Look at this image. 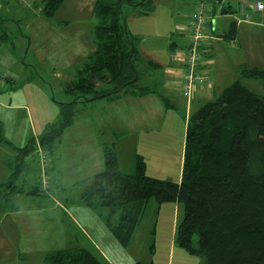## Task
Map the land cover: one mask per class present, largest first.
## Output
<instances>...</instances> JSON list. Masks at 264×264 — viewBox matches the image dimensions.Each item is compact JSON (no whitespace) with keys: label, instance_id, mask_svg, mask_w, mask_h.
Wrapping results in <instances>:
<instances>
[{"label":"trees","instance_id":"obj_1","mask_svg":"<svg viewBox=\"0 0 264 264\" xmlns=\"http://www.w3.org/2000/svg\"><path fill=\"white\" fill-rule=\"evenodd\" d=\"M7 1H0V5ZM63 2L45 0L44 17L53 19ZM153 4L154 0H98L93 10L95 50L76 78L62 84L63 92L74 99L59 104L56 123L47 125L41 138L23 148L6 139L0 125V145L15 152L14 159L7 163L11 175L7 183L0 185V217L3 205L17 196L52 198L53 187L60 188L54 179L53 156L77 114L87 112L100 100H116L123 94L143 98L158 93L140 85L136 65L143 60L136 40L128 31L124 12L126 7H141L142 13L149 15ZM240 10L245 20L249 18L245 4ZM7 21L0 17L1 25ZM236 35L234 23L223 38L233 42ZM9 38L1 27L0 43H7ZM183 69L182 65L184 94ZM241 77L257 80L264 87V70L244 69ZM162 101L166 108H174L169 100ZM77 105L81 106L77 108ZM102 153L105 168L92 178L80 203L92 210L109 211L106 227L122 248L130 247L149 202L155 200L159 206L166 203L184 206L185 217L177 230V243L189 255L202 258L203 264H264V95L256 94L238 81L215 101L191 113L178 183L149 176L140 156L136 158V173H124L116 143L102 147ZM43 156L48 159L46 163ZM25 171L34 175L30 190L19 185ZM111 218H117L115 223ZM42 264L103 263L87 249L75 246L46 255Z\"/></svg>","mask_w":264,"mask_h":264},{"label":"rangeland","instance_id":"obj_2","mask_svg":"<svg viewBox=\"0 0 264 264\" xmlns=\"http://www.w3.org/2000/svg\"><path fill=\"white\" fill-rule=\"evenodd\" d=\"M15 1L17 0H8L5 5L0 7V17L4 20H9L4 25L0 24V28L3 27L10 37L7 43H0V46H2L0 49V101L7 106L13 107L7 110L0 108V125L3 122L4 133L7 137H10L17 147L23 148L24 143L28 142L32 135L35 138H41L47 125L56 123L60 113L59 104L70 103L74 99V97L66 95L62 90V84L66 83L67 80L66 78H61L62 73H60V77L56 76L57 70H55L51 62L57 59L54 57L59 56V52L57 51L53 56L47 55L45 38L56 33L54 30L60 27V20L70 22L72 27L79 28L83 26L77 24L75 18L80 14V19L83 20L87 15V9L85 8V2L67 0V5L63 11L57 13L53 19H47L44 15L37 17V14L33 13L34 4L31 0ZM140 1L135 0V2ZM253 1L254 4L258 2V0ZM200 2H205L210 7L213 4L216 5L217 20L214 35L217 36L223 30L230 28L234 19L238 21L242 17L240 6L245 4V0H159L152 16L150 14L144 15L141 7H126L124 12L126 13L128 31L129 33L131 32L132 36L136 37V35L140 34L141 29L146 30V32L141 33L144 35H149L148 33L150 32L148 30H153L150 34L153 38L156 37L159 40L161 37L167 38L170 33L172 34V43L177 42L178 38L182 39L183 36H186L185 38L189 45V24ZM259 2L264 6V0H259ZM224 8H227V10L231 9L237 13L228 12L233 16H230L231 18L223 17L221 10ZM77 9H80V11L76 12L75 10ZM263 12L264 10L260 14ZM91 20L96 23L95 16ZM249 20L250 18L247 21ZM88 21V19L84 20L85 24ZM257 24V26H260L258 28L259 36L256 40H253V43L257 47V52L263 55L260 60H263V68L261 69H264V15H260V19H257ZM50 29L52 31H49ZM85 34H88V32L83 29L82 35ZM165 44L167 49L168 43L156 46L158 56L155 57L157 59L158 57L164 58ZM151 46L152 42L142 41L139 51L141 49L142 53L153 55L154 52L151 50ZM226 46H230L229 43ZM70 48L69 46V54L84 51ZM187 48L188 46L179 48L171 53V55L177 56L175 62L184 60ZM227 48L223 49L222 46L214 47V53L212 51V55L206 56L205 60H227L231 55ZM87 53L88 51L85 50L84 60L88 58ZM178 53L180 54L179 56ZM203 57L204 54L202 59ZM136 69L140 76L139 82L142 87H154L164 81L159 75L156 80L149 81L148 77L153 73L152 71L146 70L140 65H136ZM171 70L169 68L167 72ZM239 80L249 90L258 95H264V87L259 81L251 79ZM232 82H228V85H232L229 84ZM106 89L107 87L102 88L101 91ZM40 90L46 93V98H43ZM19 105H24V107H15ZM80 106L77 105V108ZM163 106V108L157 107L156 109L147 108L148 112L151 113L147 118L149 121L148 125L139 130L140 135L135 141L127 139V143L118 146L120 165L124 173L134 174L137 170L136 158L140 156L146 164L149 176L163 181L178 183L181 178V163L184 156V142L186 141L185 125L188 123L190 114L185 107H182V104L176 105L174 108ZM143 107L144 105L140 103L132 106L125 105L121 107L119 112L116 110L112 112L121 115L125 122L128 116L126 114L131 112V120L128 122H135L139 119ZM22 108L25 110H20ZM96 108L100 111L99 113H94ZM96 108L92 111H87L85 114L90 116L84 118L106 117L108 122L111 117L110 113L102 111L99 107ZM78 117L76 116L74 122H76ZM142 120H144L143 117ZM43 125L46 126L43 127ZM95 125L98 126L96 122H88L80 127H75L69 132L67 129L62 136L63 142L68 144L67 148L69 150L78 147L75 144L78 143L77 139L80 137H92L96 143L98 142L100 149L104 146L112 145L116 141L117 145L123 142L121 137L117 140L116 136H113L116 130L109 129V132L112 133V137H110L108 130L99 134L97 132L101 129H90L91 126ZM135 143L137 145H134ZM33 158L35 157L33 156ZM28 160H31V157ZM70 164L71 161L67 160V165L70 166ZM69 166H67L69 171L67 172L68 179L62 187H53L52 198H30L25 196L22 199L28 200L24 205L25 211H34L36 205L39 207L40 204L45 208L35 214L39 216L38 224L31 223L29 225L25 223L29 227V232L26 231L25 225L20 226V231L26 234L25 237L29 238V241L34 242V245L31 247L28 243L29 247L26 248V256H19L18 251H15L13 258L10 256L6 258L11 259L12 262H7L3 257L0 260V264H41L42 261L38 257L41 253H51L55 250H65L75 246H80L95 254L103 264H203L202 258L189 255L177 243V230L185 217V208L182 204L166 203L159 206L155 200H151L142 223L135 232L132 244L127 249L122 248L117 243L105 226L108 221V210L102 208L92 210L89 208V216H83V220H80L82 219L80 216L82 210L79 206H81L80 198L83 193V187L78 181H81V177L76 173L74 167ZM55 174H57V171ZM33 177L34 175H27V178L21 176L24 184L27 183L28 179L34 182ZM29 187H32L31 184ZM7 195L10 196L9 194ZM56 200L67 206V215L54 204ZM66 201H69V203H66ZM8 207L16 210L19 206L9 203ZM56 216L57 220H61L62 227L60 230L52 222V217ZM116 220L117 218H114V220L110 219L113 223ZM76 221H79L81 225H76ZM87 222L89 223L84 224ZM64 227L68 232H64ZM17 231L19 230L17 229ZM2 233H5V240L1 239L3 244H20L16 233L12 235V241L9 240V236L3 226L0 227V234ZM41 245L43 246L39 248ZM33 246L36 247L34 248ZM9 250L13 253L11 248Z\"/></svg>","mask_w":264,"mask_h":264},{"label":"crops","instance_id":"obj_3","mask_svg":"<svg viewBox=\"0 0 264 264\" xmlns=\"http://www.w3.org/2000/svg\"><path fill=\"white\" fill-rule=\"evenodd\" d=\"M31 1L34 4L32 8L33 13L37 14V17L42 16L43 10L45 7V0H31ZM75 1L86 3L85 8L87 9V12H86L87 15L84 17L83 20L80 19L81 18L80 14L76 16L75 18L77 24H81L83 26L79 28L74 27V26L72 27L70 22H67L65 20H60V24H59L60 27L57 30H54L56 33L53 35H48L45 38V49H46L47 55L53 56L57 53V51L59 52V56L54 57L57 59L51 62L53 63L55 70H57L56 76L60 77L61 76L60 73H62L63 75L61 78L62 79L66 78L67 80L66 82L72 81L76 78L79 69L82 67L83 63L86 61L84 60V57H83L85 50L88 51L87 53L88 57L95 50L94 42H93V31L96 26V23L92 21L91 19L94 16L93 10L98 0H75ZM15 2H21V0H17ZM258 2H256V4ZM6 3L1 4L0 7L2 5H5ZM158 3H159V0H154V8L150 12L151 16H152V13L155 11ZM244 3L246 5L245 10L249 14L250 20L249 21L244 20L243 14H242V17L238 21H236L235 19L233 20L232 24L234 23L237 24V35H236L235 41L233 42H228L223 38V36L229 32L230 28L223 30V32L219 36L214 35V32L216 31L217 8H216V5L214 4L211 7L212 9L210 11V16H211L212 25L209 24L206 27V34H207L208 39L204 43V50H203L204 57L202 59V62H201L202 65L200 69V74L203 75L204 77L209 78V83L197 85L195 89L193 90V93L190 97L184 95L181 90V76H180L181 70L180 69H181V66L183 65L182 64L183 60H177L178 62H175L176 59L172 60V58L170 57L172 52L177 51V49L179 48H186L188 46V41L185 38L186 36H183L182 39L178 38L176 40L177 42L172 43L171 42L172 34L170 33L167 35V38L164 39L161 37L159 40L156 37L153 38V36L150 34L151 32H153V30H148L150 32L148 33L149 35H144L141 33L146 32V30L141 29L140 34L136 35V37L132 36L130 32V35L136 40V44L138 45V48H141L142 41L152 42V46H151L152 49L151 48L150 49L154 52V54L152 55L147 52H146L147 54H145L144 52L142 53L140 49L141 51V52L139 51L140 56L144 63L139 62L137 65H140L141 67L146 68V70L153 72L148 77L149 81L156 80L158 75L160 78L164 80L160 82L161 84L158 83L154 87L153 86L148 87V88L153 89L154 91L158 90L156 91L158 93H156L155 95H150V96L143 97V98H137L131 95L123 94L116 100H110V99L100 100L96 102L95 104H93L90 110L92 111L96 107H99L102 111L109 112L111 117L109 118L108 122H107L108 118L106 117H101V118L97 117L96 119H93V118L86 119L84 117H89L90 115L85 114L87 112H84V113H80L77 115V117L78 116L79 117L77 118L76 122H74V124L70 128H68L67 131L69 132L75 127H80L81 125L86 124L88 122H93V123L96 122L98 126L96 125L91 126L90 129H94V130L101 129L97 132L99 134L102 131L106 132V130H108L109 132V129L116 130V133L113 136L114 137L116 136V139L121 137L122 138L121 141H123V142H120V144L118 143V145L116 141V148H118V146L122 144L124 145L125 143H127V139L129 140L131 139L130 141H135L137 139V137L140 135L139 130H141L142 127L147 126L149 123L147 118L149 114L151 113L148 112L147 108H150V109H156L157 107L163 108L164 107L163 106L164 103L162 101L163 98L169 100L170 104L174 107L176 105L182 104V107H185L187 111L189 112V114L191 115V113L198 111L200 107L203 106L204 104L215 101L217 98H219L228 87L232 86L235 82L240 81L239 79H243L241 77V72L244 69L264 70V69H261L263 68L262 66L263 60H260V58H262L263 55H260L257 52V47L254 46V43H253V40H256L259 36L258 28H260V26H257L258 25L257 19H260V15H264V12L260 14V12L256 11V4H254L253 0H245ZM66 5H67V0H64L63 5L60 7L57 13H60L61 11H63ZM218 6L220 7L219 3H218ZM75 11L78 12L80 11V9H77ZM228 12L233 13L235 11L231 9L227 10V8H224L221 10V15L223 17L233 16L231 13H228ZM86 19L89 20L87 24H85L84 22V20ZM83 29H86L88 34L82 35ZM49 31H52V29H50ZM226 42L229 43L230 46H226L227 44ZM164 43H168L167 49H166V44L164 47L165 48L164 58L161 59L158 57L157 59L155 57V56H158L156 52V46L162 45ZM69 46L71 47L70 49H81L84 51L80 53H76V54L75 53L69 54L68 52ZM219 46H222L223 49L228 47L227 50L229 51V53H231L230 57L227 60H214V59L205 60L206 56L212 55L211 54L212 51L214 53V47L217 48ZM1 47L2 46H0V49ZM210 49H211V52H210ZM148 64H153V65H148ZM169 68L172 70L170 72H167V69ZM166 76L168 77L164 78ZM233 80H236V81H233ZM228 82H232V83H229L232 85H228ZM40 94L43 96V98L47 97L46 93L45 92L43 93V90L42 91L40 90ZM138 103L144 105L143 107L144 110L142 109L141 113L139 110L140 117L135 122H128L129 120H131V114H130L131 112L126 114L128 115L126 118V122L124 121L123 118H121V115L115 114L112 112L115 110L119 112L122 106L138 105ZM15 107L21 108V107H24V105H19ZM0 108L7 110L13 107L7 106L0 101ZM27 109H29V107H27ZM20 110H25V109L22 108ZM94 111H95L94 113L100 112L97 108ZM142 117L144 118V120H142ZM80 119H84V120H80ZM45 126L43 125V127ZM185 129L187 130V125H185ZM109 135L110 137H112L111 132H109ZM185 136H186V133H185ZM5 137L8 141L12 142V139L10 137H7L6 134H5ZM35 139L36 138L34 137V135H32L31 139H29L28 142L24 143L23 147L27 146L31 141ZM63 140L64 139L61 138L60 142L57 144L55 155L53 156V159H55V162H53L54 179L57 181L59 187L63 186V184L68 179L67 172L69 171L67 170V166L69 165H67V160H70L71 164L69 167H72V168L74 167V169L76 170V173L81 177V181H78V183L82 184L81 185L83 187L82 192L84 193L87 186L90 184L92 178L95 175L103 172L105 168L102 148L101 149L99 148V144H97L98 142L96 143L92 137L90 138L80 137L79 139H77L78 143L75 144L78 147L71 148V150L67 148L68 144L64 143ZM12 144H14V142H12ZM134 145H137V143H135ZM0 148H1L0 149V185H2V184L7 183L9 176L11 175L7 167V163L14 159L15 153H13L14 151L8 146L0 145ZM117 152H118V149H117ZM184 152H185V144H184ZM118 157H119V164H120L119 152H118ZM183 162H184V156H183L182 163H181L182 169H183ZM120 168H121V165H120ZM182 169H181V174H182ZM56 171H57V174H55ZM22 176L27 178L26 171L23 173ZM30 181L31 180L28 179L27 183L24 184V181L21 178L19 181V185L22 186V188L24 189L27 188L25 190H28V189L30 190L31 189L29 187ZM23 198H25V196H17L13 198V200L11 201V204H16L17 206H19L18 209L16 210L9 209L8 207L9 204L2 207L4 209L1 212L2 219L0 217L1 219L0 227L2 226L4 227L5 232L9 236L10 241L13 240L12 235L16 233V236L18 238L17 240L18 242H20V244L11 245V243H9V245H5L3 244V242H1V239L5 240V233L0 234V242H1L0 243V251H1L0 260L4 257V259L7 262H12L11 259L9 260L6 258L9 256L13 258V256H15V251H18L19 256H22V255L26 256L27 255L26 248L29 247L28 243L30 244L31 247L32 245H34V242L29 241V238L25 237L26 234H23L20 231L21 229L20 226L25 225L26 231L29 232V229H28L29 227L25 223L29 225H31V223H35V225L38 224L39 216L35 214L37 212H40L42 208L43 209L45 208L42 207V204H40L39 207L36 205V209H34V211L32 210L25 211L26 209L24 205L26 204L28 200H22ZM55 202L56 203L54 204L57 205L58 209H60V211L64 212L65 215H67L68 214L67 206L63 205L62 202L59 200H56ZM66 203H69V201H66ZM79 208L82 210V213L80 212V216L82 219L80 220H83V216L84 217L89 216L90 209L88 207L81 204ZM52 222H53V225L58 227V230H60V228L62 227L61 220L60 221L57 220V216L52 217ZM88 223L89 222L84 223V224H88ZM17 224L19 227L17 226ZM78 224L81 225L79 221H76V225ZM17 229L19 231H17ZM64 232L65 233L68 232L65 227H64ZM47 240L48 238L46 239V244H47ZM42 246L43 245H41L39 248H41ZM33 247L35 248L36 246H33ZM10 248L13 250V253L10 252L9 250ZM48 254L50 253L45 254L43 252L38 257H40V260L43 262L44 257Z\"/></svg>","mask_w":264,"mask_h":264},{"label":"built area","instance_id":"obj_4","mask_svg":"<svg viewBox=\"0 0 264 264\" xmlns=\"http://www.w3.org/2000/svg\"><path fill=\"white\" fill-rule=\"evenodd\" d=\"M4 1V0H0ZM211 7L205 3L200 2L197 6L195 14L189 24V45L187 51L185 52V58L183 60L184 75L182 80L183 92L186 96H191L195 87L203 82H209V79L198 74V68L202 60V55L204 54L202 47L206 40L208 39L206 34L207 25L210 22V11ZM256 10L262 12L264 6L261 3L256 5ZM248 16L246 20H248ZM180 54L178 53V56ZM176 55H171L172 59H175ZM43 162H47V158L43 156Z\"/></svg>","mask_w":264,"mask_h":264}]
</instances>
